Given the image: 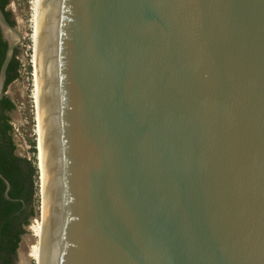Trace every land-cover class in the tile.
I'll use <instances>...</instances> for the list:
<instances>
[{"label":"water","instance_id":"water-1","mask_svg":"<svg viewBox=\"0 0 264 264\" xmlns=\"http://www.w3.org/2000/svg\"><path fill=\"white\" fill-rule=\"evenodd\" d=\"M35 74L40 264H264V0H38Z\"/></svg>","mask_w":264,"mask_h":264},{"label":"rangeland","instance_id":"rangeland-1","mask_svg":"<svg viewBox=\"0 0 264 264\" xmlns=\"http://www.w3.org/2000/svg\"><path fill=\"white\" fill-rule=\"evenodd\" d=\"M35 0H8L6 10L22 34V41L16 48L17 77L7 87V95L14 107L10 111L11 138L15 145V153L26 158L36 169L37 118L34 103L35 85L33 79V11ZM33 188L28 210L32 214L25 232L21 235L17 248V264H37V254L41 249L42 212L38 218L40 198L37 170L32 177Z\"/></svg>","mask_w":264,"mask_h":264},{"label":"trees","instance_id":"trees-1","mask_svg":"<svg viewBox=\"0 0 264 264\" xmlns=\"http://www.w3.org/2000/svg\"><path fill=\"white\" fill-rule=\"evenodd\" d=\"M8 0H0V7L9 23L14 24L11 19L10 11L6 10ZM16 48L7 67V76L5 86L17 77V61L15 59ZM9 109H13L14 104L9 99H5ZM10 124L2 127L0 136V173L10 184V188L5 195V183L0 177V264H17V248L21 235L25 232L24 225L28 224L29 217L32 214L28 210L33 182L32 177L37 170L38 191L40 198V207L38 218L41 213L40 197V173L36 153V169L23 157L18 156L15 151V145L11 138ZM37 150V139H36ZM38 152V151H37Z\"/></svg>","mask_w":264,"mask_h":264},{"label":"bare ground","instance_id":"bare-ground-1","mask_svg":"<svg viewBox=\"0 0 264 264\" xmlns=\"http://www.w3.org/2000/svg\"><path fill=\"white\" fill-rule=\"evenodd\" d=\"M37 3L38 0H35V6L33 11V29H32V41H33V54H32V66H33V79H34V85H35V97H34V103L36 108V118H37V160H38V168L40 173V197H41V212H42V219H43V175H42V160H41V147H40V124H39V112H38V100H37V89H36V74H35V26H36V13H37ZM5 37L7 38H14V35L10 31H5ZM42 226V225H41ZM40 240L42 241V229H41V235ZM41 246V245H40ZM40 253L37 254V264H40Z\"/></svg>","mask_w":264,"mask_h":264},{"label":"flooded vegetation","instance_id":"flooded-vegetation-1","mask_svg":"<svg viewBox=\"0 0 264 264\" xmlns=\"http://www.w3.org/2000/svg\"><path fill=\"white\" fill-rule=\"evenodd\" d=\"M6 46H7V40L4 37L0 29V67L4 59V53H5ZM6 76H7V73H6ZM6 87L7 86H4V94L0 98V136H1L2 127L5 126L7 123L10 124L9 118H10V111L12 110V109H9L6 105L5 99H9L10 101H12L7 95ZM8 134H11V132H8Z\"/></svg>","mask_w":264,"mask_h":264}]
</instances>
